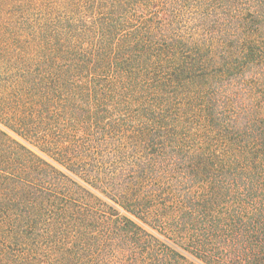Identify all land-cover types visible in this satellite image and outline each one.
<instances>
[{"label": "trees", "instance_id": "trees-1", "mask_svg": "<svg viewBox=\"0 0 264 264\" xmlns=\"http://www.w3.org/2000/svg\"><path fill=\"white\" fill-rule=\"evenodd\" d=\"M21 3L0 29V264H135L158 195L209 186L205 214L218 169L250 193L264 0Z\"/></svg>", "mask_w": 264, "mask_h": 264}, {"label": "rangeland", "instance_id": "rangeland-1", "mask_svg": "<svg viewBox=\"0 0 264 264\" xmlns=\"http://www.w3.org/2000/svg\"><path fill=\"white\" fill-rule=\"evenodd\" d=\"M22 1L12 0L8 5L0 0V29L7 28L11 19L23 21ZM50 1L55 0H29V4ZM256 101L253 108H257ZM255 110L259 120H264L262 109ZM239 172L245 171H213L215 186H221L226 194L223 192L224 197L205 214L196 206L200 207L211 193L207 192L209 186L188 189L190 200L185 204L175 196L158 195L155 214L165 212L166 218L156 217V222L142 224L140 237L151 239V243L135 252L139 255L135 264H264V168L254 177L256 183L250 193L243 187L244 179L232 181ZM228 174L234 177L221 182Z\"/></svg>", "mask_w": 264, "mask_h": 264}]
</instances>
